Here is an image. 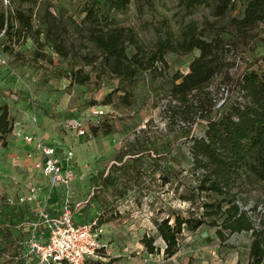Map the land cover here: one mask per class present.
I'll use <instances>...</instances> for the list:
<instances>
[{
	"label": "rangeland",
	"instance_id": "rangeland-1",
	"mask_svg": "<svg viewBox=\"0 0 264 264\" xmlns=\"http://www.w3.org/2000/svg\"><path fill=\"white\" fill-rule=\"evenodd\" d=\"M6 1L0 0V13L8 16L12 30L0 37L6 60L0 68V109L13 119V129L0 140V200L14 198L27 183L21 165L26 151L23 136L32 113L40 112L52 124L53 141L73 146L78 199L94 188V200L82 215L85 220L98 219L101 249L97 259L85 264H248L250 233L221 241L210 226L185 230L179 251L171 258L164 255V243L157 238L155 225L162 219L173 214L188 217L189 204L181 197L195 186L190 148L192 138L203 136L206 120L172 101L170 81L187 72L198 52L168 53L165 70L159 71L158 64L127 86L111 74L88 40L82 25L85 0ZM248 1L235 0L234 10L222 20L215 19L209 7L187 14L178 0H130L128 9L112 18L145 50L156 43L163 22L174 35L193 21L204 38L222 36L228 48L227 68L208 89L217 95V109L230 95L237 97V80L253 59L264 56V23L245 38L229 25L231 18H242ZM16 10L31 16L33 29L28 35H14L19 28ZM49 14L55 20L49 39L62 46V54L45 39L43 31L53 21ZM126 52L131 56L134 47L126 44ZM260 66L261 61L251 69ZM93 107L106 115L91 119ZM75 122L86 128L81 138L70 128ZM240 197L254 219L264 218V194L247 188ZM194 212H202L200 205ZM22 228L9 231L0 221V264H29ZM144 236L155 238V253L146 252Z\"/></svg>",
	"mask_w": 264,
	"mask_h": 264
},
{
	"label": "trees",
	"instance_id": "trees-1",
	"mask_svg": "<svg viewBox=\"0 0 264 264\" xmlns=\"http://www.w3.org/2000/svg\"><path fill=\"white\" fill-rule=\"evenodd\" d=\"M129 4L130 0H85L82 9V25L86 27L88 40L107 69L122 83L130 86L139 74L158 64L159 71L165 70L164 57L168 53L198 52L187 72L174 75L170 81L172 101L189 108L194 117L206 120V126L203 136L192 138L190 148L195 186L189 195L181 197L189 204L188 217L168 215L155 225L157 238L165 246L164 255L171 258L179 251L183 231L195 232L206 225L217 229L216 236L221 241L233 234L250 233L248 264H264V218L254 219L244 209L240 197L247 188L264 194V56L253 59L237 80V97L230 95L221 110L215 109L217 95L208 89L217 77L225 75L227 68L228 48L222 36L214 33L209 39L204 38L193 21L174 35L168 23L163 22L156 43L145 50L132 32L116 26L112 18L114 13L125 12ZM178 4L187 14L200 6L209 7L213 17L222 20L234 10L235 0H178ZM13 16L19 27L14 35H28L33 29L31 16L18 10ZM49 17L53 21L43 31L45 39L56 53L62 54V46L49 39L55 22L50 14ZM263 23L264 0L248 1L242 18L229 20L235 34L243 38ZM10 30L8 16L1 12L0 34L4 32L5 36ZM126 44L134 47L131 56L126 52ZM259 61L262 66L251 69ZM12 129L13 119L6 109H0V140ZM197 205L202 210L200 214L194 212ZM22 217V210L0 202V221L9 231L22 223ZM141 241L148 254L157 251L154 237L144 236Z\"/></svg>",
	"mask_w": 264,
	"mask_h": 264
},
{
	"label": "built area",
	"instance_id": "built-area-1",
	"mask_svg": "<svg viewBox=\"0 0 264 264\" xmlns=\"http://www.w3.org/2000/svg\"><path fill=\"white\" fill-rule=\"evenodd\" d=\"M3 36L4 32L0 34ZM5 66L0 48V68ZM104 115L106 111L102 108L89 110L93 120ZM32 124V132L23 138L24 144L30 147L23 159L28 166L27 183L14 198L0 200L5 206L23 212L22 223L16 228H27L21 231L26 234L24 243L29 249V264H85L97 259L101 249L98 219L85 220L82 215L92 204L94 188L78 199L74 187L79 177L74 172L73 146L47 143L35 112ZM70 128L77 138L86 133L81 122L70 124Z\"/></svg>",
	"mask_w": 264,
	"mask_h": 264
},
{
	"label": "crops",
	"instance_id": "crops-1",
	"mask_svg": "<svg viewBox=\"0 0 264 264\" xmlns=\"http://www.w3.org/2000/svg\"><path fill=\"white\" fill-rule=\"evenodd\" d=\"M34 113V112H33ZM33 113H32V115L30 116V121H29V123H28V126H27V128H26V133H25V135L24 136H26L27 134H29V133H31L32 132V130H33V124H32V116H33ZM36 113V115H37V119H38V123L41 125V127H42V129L44 130V132H45V139H46V142L47 143H51V142H54L53 141V138H52V136H51V126H52V124H49L47 121H45V120H43V117L41 116V114H40V112H35ZM24 136H23V138H24ZM64 146H66V144H63ZM24 146L26 147V151H25V154H26V152H28L29 150H30V147L29 146H27V145H25L24 144ZM72 146V145H71ZM25 156V155H24ZM22 169L26 172V170L28 169V166L26 165V164H24V161H22ZM28 171V170H27ZM26 174V173H25ZM27 176V175H26Z\"/></svg>",
	"mask_w": 264,
	"mask_h": 264
}]
</instances>
